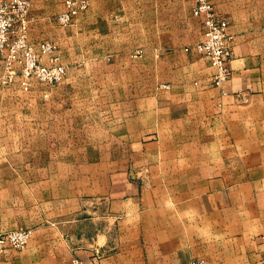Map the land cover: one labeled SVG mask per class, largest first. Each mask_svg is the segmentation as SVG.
Here are the masks:
<instances>
[{"label":"crops","instance_id":"0c3cea01","mask_svg":"<svg viewBox=\"0 0 264 264\" xmlns=\"http://www.w3.org/2000/svg\"><path fill=\"white\" fill-rule=\"evenodd\" d=\"M179 1L168 0L171 18L157 26V58L203 39L191 0ZM178 3L185 16L176 14ZM213 4L234 36L227 95L211 85L208 65L204 88L215 94L214 101L132 102L120 136L125 162L108 168L125 173L108 180L103 195L78 197L73 221L65 220L63 206L45 215L46 223L30 232L22 251L0 250V264H71L73 255L86 264H264V114L256 117V103L263 106L264 100H256V4ZM139 172L146 179L130 183L127 177Z\"/></svg>","mask_w":264,"mask_h":264},{"label":"rangeland","instance_id":"374dc122","mask_svg":"<svg viewBox=\"0 0 264 264\" xmlns=\"http://www.w3.org/2000/svg\"><path fill=\"white\" fill-rule=\"evenodd\" d=\"M228 1L256 4V100H264V0ZM88 2V9L67 26L56 21L63 0H33L29 9V40L51 42L66 68L58 84L33 81L24 88L16 80L8 83L0 55V235L30 234L61 206L69 213L65 220L73 221L78 197L103 195L108 180L125 173L108 168L125 162L120 136L135 100H216L204 88L211 69L195 51H185L191 45L180 44L165 59L156 56L162 45L157 26L172 14L168 0ZM179 3L176 14L185 16ZM263 114L264 105L256 103V117ZM139 173L127 177L130 183L146 179Z\"/></svg>","mask_w":264,"mask_h":264},{"label":"built area","instance_id":"2783aa9c","mask_svg":"<svg viewBox=\"0 0 264 264\" xmlns=\"http://www.w3.org/2000/svg\"><path fill=\"white\" fill-rule=\"evenodd\" d=\"M32 1L0 0V55L6 72L5 81L10 83L16 80L24 88L29 87L33 81L55 85L66 75V68L56 56L55 46L51 42L41 41L34 44L29 40L28 28L32 20L29 9ZM88 6V0H63V9L57 14L56 21L60 25H71ZM191 14L201 21L203 39L186 47L185 51H195L207 60L213 70L211 85L220 89L222 95H227L224 86L231 78L230 62L234 42L229 23L216 12L212 0H191ZM29 236L26 230L1 234L0 246L22 250L26 247ZM71 264L86 263L73 255ZM89 264L101 263L92 261Z\"/></svg>","mask_w":264,"mask_h":264}]
</instances>
